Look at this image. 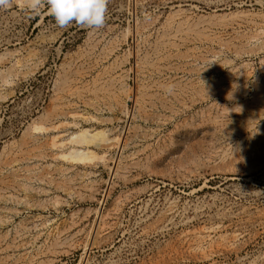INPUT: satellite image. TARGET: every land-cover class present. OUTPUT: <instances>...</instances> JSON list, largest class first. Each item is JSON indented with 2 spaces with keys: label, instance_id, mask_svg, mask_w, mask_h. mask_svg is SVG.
Here are the masks:
<instances>
[{
  "label": "rangeland",
  "instance_id": "obj_1",
  "mask_svg": "<svg viewBox=\"0 0 264 264\" xmlns=\"http://www.w3.org/2000/svg\"><path fill=\"white\" fill-rule=\"evenodd\" d=\"M257 210L264 0L0 8V264H264Z\"/></svg>",
  "mask_w": 264,
  "mask_h": 264
},
{
  "label": "clouds",
  "instance_id": "obj_2",
  "mask_svg": "<svg viewBox=\"0 0 264 264\" xmlns=\"http://www.w3.org/2000/svg\"><path fill=\"white\" fill-rule=\"evenodd\" d=\"M16 0H0V8L8 9ZM33 15L38 16L46 7L47 14L52 16L60 28L75 23L77 26L92 30L101 29L106 22V12L109 0H19ZM174 86L166 89L172 94Z\"/></svg>",
  "mask_w": 264,
  "mask_h": 264
},
{
  "label": "bare ground",
  "instance_id": "obj_3",
  "mask_svg": "<svg viewBox=\"0 0 264 264\" xmlns=\"http://www.w3.org/2000/svg\"><path fill=\"white\" fill-rule=\"evenodd\" d=\"M168 210V209H167ZM174 210V209H173ZM169 212L170 211H172L171 209L170 210H168ZM168 213V212H167ZM249 213V212H248ZM257 215L258 216H260V217H263L264 218V210H262V211H260V210H257ZM253 217H255L254 215H253ZM261 221V220H260ZM253 223V222H252ZM222 225V224H221ZM218 226H220V224L218 225ZM223 226V225H222ZM235 234H237L238 235V233H235ZM200 235H202V234H200ZM205 235V234H204ZM237 235H235L234 236V239H233V241L236 239V236ZM223 237V236H222ZM238 237V236H237ZM240 237V236H239ZM205 239H208V238H206V237H201V236H199V237H196V238H194V242H189V247H197V248H200V247H203V244H204V242H205ZM183 240H184V238H183ZM228 240V239H227ZM238 240V239H237ZM183 243H184V241H183ZM237 243V242H236ZM220 246V245H219ZM175 246H172V245H170L169 246V249L167 250V251H163V252H161V253H159L158 254V256H159V259H160V261H162L163 262V264H176V262H178V260H179V251L176 249V248H174ZM239 251V249L237 248V246L234 244V243H228V244H226L224 247L222 246L221 248H219L218 247V249L217 250H210L208 253H205L204 254V259H211V258H213L214 257V255L217 253V255H218V253H226V252H238ZM241 259V258H240Z\"/></svg>",
  "mask_w": 264,
  "mask_h": 264
}]
</instances>
